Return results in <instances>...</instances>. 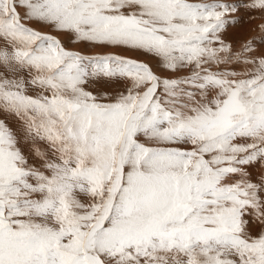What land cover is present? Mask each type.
Listing matches in <instances>:
<instances>
[{"label": "snow or ice", "instance_id": "6c2138e0", "mask_svg": "<svg viewBox=\"0 0 264 264\" xmlns=\"http://www.w3.org/2000/svg\"><path fill=\"white\" fill-rule=\"evenodd\" d=\"M257 15L0 0V264H264Z\"/></svg>", "mask_w": 264, "mask_h": 264}, {"label": "bare ground", "instance_id": "6f19581e", "mask_svg": "<svg viewBox=\"0 0 264 264\" xmlns=\"http://www.w3.org/2000/svg\"><path fill=\"white\" fill-rule=\"evenodd\" d=\"M248 22L249 20L246 18L245 22L242 25H238L235 28L231 29L228 33L227 38L230 41H239L244 38H251L259 35L260 33L258 31V26L261 23H264V21H262L257 15V17L250 22V25H252V27L246 28Z\"/></svg>", "mask_w": 264, "mask_h": 264}, {"label": "rangeland", "instance_id": "374dc122", "mask_svg": "<svg viewBox=\"0 0 264 264\" xmlns=\"http://www.w3.org/2000/svg\"><path fill=\"white\" fill-rule=\"evenodd\" d=\"M252 21V20H251ZM251 21H249L248 23H247V25H246V28H250V27H252V25H250V22ZM69 46L71 47L72 45L69 43ZM127 55H134L133 53H126ZM113 87H117L116 85H114Z\"/></svg>", "mask_w": 264, "mask_h": 264}]
</instances>
